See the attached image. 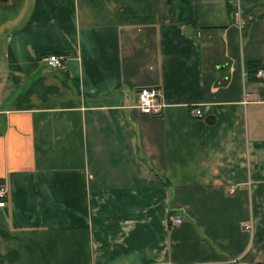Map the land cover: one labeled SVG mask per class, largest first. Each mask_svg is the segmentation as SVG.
I'll use <instances>...</instances> for the list:
<instances>
[{"label": "crops", "instance_id": "1", "mask_svg": "<svg viewBox=\"0 0 264 264\" xmlns=\"http://www.w3.org/2000/svg\"><path fill=\"white\" fill-rule=\"evenodd\" d=\"M251 61L264 0L0 2V264H264Z\"/></svg>", "mask_w": 264, "mask_h": 264}, {"label": "built area", "instance_id": "2", "mask_svg": "<svg viewBox=\"0 0 264 264\" xmlns=\"http://www.w3.org/2000/svg\"><path fill=\"white\" fill-rule=\"evenodd\" d=\"M66 57L61 54H48L43 56L41 60L51 69L58 71H64V63ZM255 78L261 82H264V70L259 68L255 73ZM161 91L159 88L145 87L137 91L136 94V107L145 115L160 116L162 112V105L159 103ZM194 115L198 118H203V114L200 109L193 111ZM232 192V190L230 191ZM7 190L4 183L0 182V208L6 206ZM173 226H177L181 223V219L178 215H170L169 218ZM244 229H249L248 225L244 226Z\"/></svg>", "mask_w": 264, "mask_h": 264}, {"label": "trees", "instance_id": "3", "mask_svg": "<svg viewBox=\"0 0 264 264\" xmlns=\"http://www.w3.org/2000/svg\"><path fill=\"white\" fill-rule=\"evenodd\" d=\"M260 67L261 66H260V64L258 62H255V61L248 62V64H247V74L249 76H251V77L252 76L255 77V73ZM170 215H172V214H170Z\"/></svg>", "mask_w": 264, "mask_h": 264}, {"label": "water", "instance_id": "4", "mask_svg": "<svg viewBox=\"0 0 264 264\" xmlns=\"http://www.w3.org/2000/svg\"><path fill=\"white\" fill-rule=\"evenodd\" d=\"M0 2H2L4 5H8L10 3V0H0ZM255 264H263V263L257 262Z\"/></svg>", "mask_w": 264, "mask_h": 264}]
</instances>
